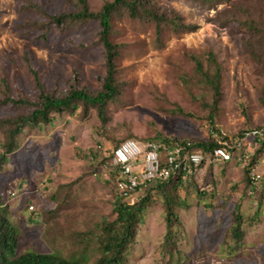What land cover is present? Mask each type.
<instances>
[{
	"label": "rangeland",
	"instance_id": "374dc122",
	"mask_svg": "<svg viewBox=\"0 0 264 264\" xmlns=\"http://www.w3.org/2000/svg\"><path fill=\"white\" fill-rule=\"evenodd\" d=\"M86 1L97 12L113 0ZM150 6L178 18L179 26L158 27L129 17L124 8L112 16L121 92L107 105L108 121L102 124L93 109L84 115L80 106L72 114L53 113L50 123L24 128L18 149L7 157L0 190H7L4 202L19 231V252L68 256L79 250L76 233L114 218L119 198L108 156L122 140L196 142L224 133L238 141L243 131L264 129V0H150ZM76 10L75 0H0V99L19 91L36 96L29 64L50 92L66 89L75 73L81 87L100 89L105 66L98 22L64 31L49 24L51 16ZM245 21L257 28H247ZM209 53L221 69L216 105L195 68L194 58L213 71ZM17 111L0 108V118ZM249 141L229 162L205 159L193 176L181 179L178 251L163 247L165 206L153 193L127 264H264V151L254 156L259 143ZM142 192L126 200L136 202ZM234 212L242 216L243 231L235 250Z\"/></svg>",
	"mask_w": 264,
	"mask_h": 264
},
{
	"label": "trees",
	"instance_id": "16d2710c",
	"mask_svg": "<svg viewBox=\"0 0 264 264\" xmlns=\"http://www.w3.org/2000/svg\"><path fill=\"white\" fill-rule=\"evenodd\" d=\"M77 10L71 13H63L51 16L49 24L54 25L59 30L64 31L67 26L97 21L99 25L98 42L103 47V57L105 66V76L100 79L101 87L96 91H90L79 85V77L74 74L71 84L60 93L46 90L40 81L37 72L29 64V70L34 77L37 94L34 97L27 96L25 93L17 92L14 96L6 94L0 99V108L18 110L14 116L0 118V132L3 141L0 143V173L6 166V159L14 153L18 147V137L26 127H35L40 124L51 122V115L72 114L76 106H80L82 113L87 115L90 110H95L97 117L102 124L108 121L107 105L115 100L121 92L120 83L116 79L117 58L119 56V46L110 40L112 31V16L121 8L131 18L145 19L160 26L162 23L178 25V18L168 17L158 13L150 6V0H113L106 2L99 11L90 10L86 0H75ZM202 2H212L213 0H201ZM249 29H256L257 25L253 22L245 21L242 23ZM185 30L192 31L195 26L181 25ZM27 62L29 63L27 57ZM196 71L200 75L202 82L212 92L213 103L217 104L221 97V69L216 64L213 53L208 54V61L213 71L204 70L201 61L194 58ZM4 80V79H3ZM5 82V80H4ZM210 123L213 124V113L210 114ZM132 139V138H127ZM126 140V139H124ZM122 140L121 142H123ZM180 140L176 138H159L149 141H161L171 143ZM259 143V149L255 155L264 151V138ZM121 142L116 144L112 151ZM191 148L199 150L206 158L211 156L214 148L218 147L214 139L192 142ZM203 164V163H202ZM201 167V165H200ZM246 177L249 175V168L245 170ZM116 176L114 189L118 177L117 170L114 169ZM249 177L246 179L248 180ZM181 176L171 177L161 183H152L143 188V195L138 201L128 202L127 198H120L114 203V218L110 221H101L92 229L75 234L79 250L68 256H63L57 251L49 253H38L32 250L24 252L18 251L19 231L8 218V208L4 198L7 190H0V264H127V258L132 252L133 244L137 236L138 228L144 217L145 210L151 206L153 193L160 194L162 204L165 206V233L163 236V247L171 251L177 249L178 241L183 238L182 222L175 209L182 206L183 201H176L178 194L177 187L180 185ZM199 197L202 196L201 191ZM133 196V195H132ZM214 205V202L204 203ZM185 206V205H184ZM187 207V205H186ZM242 216L238 212L233 213L232 226L230 228L231 238L234 240L233 250L240 247L243 238L241 228Z\"/></svg>",
	"mask_w": 264,
	"mask_h": 264
},
{
	"label": "built area",
	"instance_id": "2783aa9c",
	"mask_svg": "<svg viewBox=\"0 0 264 264\" xmlns=\"http://www.w3.org/2000/svg\"><path fill=\"white\" fill-rule=\"evenodd\" d=\"M238 138V141L231 140L222 133L215 139L218 147L213 149L209 158L192 149L188 140L140 144L134 139H126L112 151L111 163L118 172L115 194L120 198H129L152 183H161L176 176L191 177L205 159L227 163L246 140L260 141L264 138V129L243 131Z\"/></svg>",
	"mask_w": 264,
	"mask_h": 264
}]
</instances>
